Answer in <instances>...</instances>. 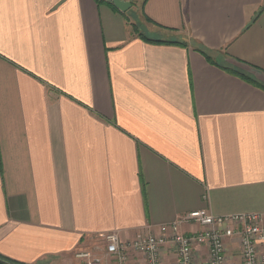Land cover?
<instances>
[{
    "label": "crops",
    "instance_id": "crops-1",
    "mask_svg": "<svg viewBox=\"0 0 264 264\" xmlns=\"http://www.w3.org/2000/svg\"><path fill=\"white\" fill-rule=\"evenodd\" d=\"M124 1L0 0L2 260L116 264L104 235L198 210L264 224V0ZM160 260L177 264L170 243Z\"/></svg>",
    "mask_w": 264,
    "mask_h": 264
},
{
    "label": "built area",
    "instance_id": "built-area-1",
    "mask_svg": "<svg viewBox=\"0 0 264 264\" xmlns=\"http://www.w3.org/2000/svg\"><path fill=\"white\" fill-rule=\"evenodd\" d=\"M194 223L202 229L192 235H183L179 226ZM160 235L140 236L131 242L122 243L117 233L104 235L105 252L116 264H127V250L142 254L146 264H161L160 249L170 243L175 248L177 264H193V248L205 245L208 249L207 264H226L225 240L237 237L241 264H264V224L258 213H243L230 216H214L205 210L190 212L181 219L159 228ZM171 235L167 238L166 234ZM76 258L84 264H102V259L88 252H80Z\"/></svg>",
    "mask_w": 264,
    "mask_h": 264
},
{
    "label": "water",
    "instance_id": "water-1",
    "mask_svg": "<svg viewBox=\"0 0 264 264\" xmlns=\"http://www.w3.org/2000/svg\"><path fill=\"white\" fill-rule=\"evenodd\" d=\"M104 1L107 3H111L118 11L122 13L127 12L131 7V4L124 0H104ZM0 264H12V263L0 259Z\"/></svg>",
    "mask_w": 264,
    "mask_h": 264
},
{
    "label": "trees",
    "instance_id": "trees-1",
    "mask_svg": "<svg viewBox=\"0 0 264 264\" xmlns=\"http://www.w3.org/2000/svg\"><path fill=\"white\" fill-rule=\"evenodd\" d=\"M101 1H103V0H101ZM151 42H160V41H154V40H150ZM246 80L247 81H250L249 79H247L246 78ZM253 84H255V85H260L259 83H256V82H254V81H251Z\"/></svg>",
    "mask_w": 264,
    "mask_h": 264
}]
</instances>
